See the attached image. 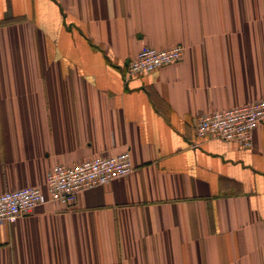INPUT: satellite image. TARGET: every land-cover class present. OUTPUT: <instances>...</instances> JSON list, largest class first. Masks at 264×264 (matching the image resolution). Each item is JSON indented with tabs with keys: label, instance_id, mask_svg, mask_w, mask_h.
<instances>
[{
	"label": "crops",
	"instance_id": "0c3cea01",
	"mask_svg": "<svg viewBox=\"0 0 264 264\" xmlns=\"http://www.w3.org/2000/svg\"><path fill=\"white\" fill-rule=\"evenodd\" d=\"M260 98L264 0H0V194L92 156L133 167L0 225V264H264V126L246 149L193 130Z\"/></svg>",
	"mask_w": 264,
	"mask_h": 264
},
{
	"label": "built area",
	"instance_id": "2783aa9c",
	"mask_svg": "<svg viewBox=\"0 0 264 264\" xmlns=\"http://www.w3.org/2000/svg\"><path fill=\"white\" fill-rule=\"evenodd\" d=\"M184 48L176 44L158 49L144 45L125 64L126 77L149 74L183 59ZM264 126V98L219 111L199 114L195 118L194 135L198 140L218 138L250 148L252 133ZM133 170L129 151L114 155L92 156L73 164H55L46 175L45 189L23 187L0 194V225L12 224L47 201L71 206L78 194L89 188L107 184Z\"/></svg>",
	"mask_w": 264,
	"mask_h": 264
}]
</instances>
